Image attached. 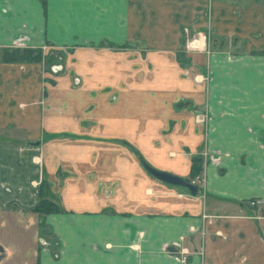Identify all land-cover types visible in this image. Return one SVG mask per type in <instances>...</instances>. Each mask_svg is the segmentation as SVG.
<instances>
[{"label":"crops","instance_id":"1","mask_svg":"<svg viewBox=\"0 0 264 264\" xmlns=\"http://www.w3.org/2000/svg\"><path fill=\"white\" fill-rule=\"evenodd\" d=\"M28 7L38 24L32 48L71 55L52 73L43 62L0 59V215L36 231L44 222L51 239L31 252L36 264H182V247L188 264H264V203L251 204L264 198V162L203 157L195 194L146 166L192 181L198 153L236 149L221 136L256 126L260 117L246 112L208 117V97L193 94L202 84L184 78L178 56L192 38L193 55L209 39L263 48L264 0ZM3 22L0 46L14 48L16 20ZM41 185L61 212H35ZM0 248L3 264L11 250Z\"/></svg>","mask_w":264,"mask_h":264},{"label":"rangeland","instance_id":"2","mask_svg":"<svg viewBox=\"0 0 264 264\" xmlns=\"http://www.w3.org/2000/svg\"><path fill=\"white\" fill-rule=\"evenodd\" d=\"M30 1L0 0V24L3 25V21L7 19L16 20V38L12 40L13 47H36L34 39L38 24L29 23L30 13L35 15L33 8L31 10L28 7ZM41 1L46 2V0ZM193 40L194 38L184 40L186 52L178 57L184 78L200 80L202 84L193 94L208 97V108L205 114L209 117V113L215 109L246 112L260 117L256 119L258 122L256 126H248L241 134L221 136L237 147L236 149L204 150L202 154L198 153L195 156V153L194 156L200 157L202 161L206 157L212 162L225 160L264 162V47L251 48L248 40L245 39L235 40L233 44L232 40L227 39L221 44H213L211 41L212 45H209V39L207 49L202 48L203 53L193 55L190 53L192 50L189 49L190 42ZM3 49L1 45L0 59ZM44 50L47 53L44 54L45 58L42 62L46 68L48 67L50 73L55 68H63L62 65L65 63H71L68 49H57L50 44H45ZM59 50L64 51L60 53ZM201 66H204V70L199 69ZM192 178L199 183V176ZM22 216L28 217L26 214ZM1 219L4 220V225L0 224V242L11 250L8 254L10 259L7 258L8 260L3 264H24L25 256L31 257L30 264H36L31 252L40 248L44 242L43 239H51L48 230L40 225L39 231H36L35 226H26L12 214L0 215V221Z\"/></svg>","mask_w":264,"mask_h":264},{"label":"trees","instance_id":"3","mask_svg":"<svg viewBox=\"0 0 264 264\" xmlns=\"http://www.w3.org/2000/svg\"><path fill=\"white\" fill-rule=\"evenodd\" d=\"M45 58L43 50L41 48H4L2 51V60L6 62H42ZM146 166H148L146 164ZM203 161L200 157H195L192 162L191 167V177H195L202 172ZM191 181V180H190ZM62 209L59 204L53 201L48 193L46 192L44 185L40 188V202L35 209L40 218L45 217L50 213L61 212ZM41 226H45L44 222L41 220Z\"/></svg>","mask_w":264,"mask_h":264},{"label":"water","instance_id":"4","mask_svg":"<svg viewBox=\"0 0 264 264\" xmlns=\"http://www.w3.org/2000/svg\"><path fill=\"white\" fill-rule=\"evenodd\" d=\"M148 170L156 177H158L159 179L174 184V185H180V186H184L186 188H188L192 193H197L198 192V185L192 183L190 180L188 179H184L181 178L179 176H175L169 173H165L159 170H156L150 166H147ZM2 249V248H0Z\"/></svg>","mask_w":264,"mask_h":264},{"label":"built area","instance_id":"5","mask_svg":"<svg viewBox=\"0 0 264 264\" xmlns=\"http://www.w3.org/2000/svg\"><path fill=\"white\" fill-rule=\"evenodd\" d=\"M196 181L197 180H192L193 183L196 184ZM264 203V198H255V199H252L251 200V204L252 205H260V204H263ZM191 255V251L189 248L187 247H182L179 251V260L182 264H188V261H189V257Z\"/></svg>","mask_w":264,"mask_h":264}]
</instances>
